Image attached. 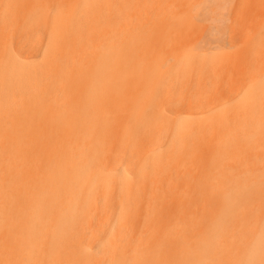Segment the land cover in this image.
Instances as JSON below:
<instances>
[{
  "label": "bare ground",
  "instance_id": "1",
  "mask_svg": "<svg viewBox=\"0 0 264 264\" xmlns=\"http://www.w3.org/2000/svg\"><path fill=\"white\" fill-rule=\"evenodd\" d=\"M0 264H264V0H0Z\"/></svg>",
  "mask_w": 264,
  "mask_h": 264
}]
</instances>
